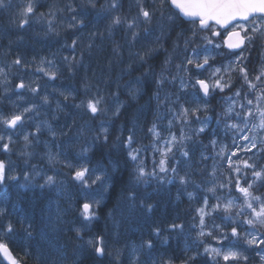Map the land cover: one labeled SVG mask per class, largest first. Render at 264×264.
<instances>
[{
	"label": "trees",
	"instance_id": "16d2710c",
	"mask_svg": "<svg viewBox=\"0 0 264 264\" xmlns=\"http://www.w3.org/2000/svg\"><path fill=\"white\" fill-rule=\"evenodd\" d=\"M70 1L71 0H51L48 9H43V12L48 14L51 10L55 14L57 12L60 13L62 11H57V9H63ZM120 2L122 7L115 13L116 15L127 16L129 18L136 15L137 8L135 0H120ZM73 4L77 5L79 9L80 5L84 4L88 16H90L94 10L88 7L85 1L78 2L77 0ZM148 4L150 3L147 1L146 5ZM131 6L133 8H131ZM132 10H134L133 14H131ZM63 11L66 13L69 12L66 7ZM171 11L177 13V17L174 23L168 24L167 26L164 24L162 48L158 49V52L154 55L152 54L151 57H146V63L142 61L139 63L136 61L130 67L126 65V56L128 44L133 42H129L128 30L123 26L114 27L111 30V35H109L108 40H106L107 44H105L104 40H97L94 38L96 30L101 29L99 20L94 21L93 24L91 22L92 20L90 21L89 19L88 22H91V25H89V29H86L84 38L91 36V40H93L92 44L94 45L93 51L97 50L96 52H98V55L94 57L93 54L95 52L93 51L85 52L84 54L81 52L82 46L80 47L81 43L77 38L72 39L71 37H67L68 39L66 42L70 45L73 40L77 41V48L75 50L71 48V51L77 55L75 61L72 62V67L69 68L68 63L61 60L64 56L69 57L70 54L63 55L61 51H59V55L57 56L59 73L52 83L53 88L45 93L43 91V85L41 84L39 87L41 91H38L36 94H28L29 96L27 97L26 104L35 105L36 108L43 107L48 110L49 113L51 112L50 116L54 119V129L57 133L56 138L50 145L51 147L55 149L61 146V148L63 150L65 149L67 152L73 148L72 155L75 156V151L79 149L78 147L88 146V150L86 151V162L89 161L90 166H94L100 171H105L109 176L110 185H112L105 211L103 212L105 218L108 222L119 219L120 221H117L118 223L129 228L127 233L122 236V242L127 240L129 232V236L133 242L140 243L141 239L144 238L153 241L154 247L150 253L146 250H140L143 257L142 261L147 262L150 260L152 264V259H154L153 261L155 264L160 261L161 264L162 262L165 263L167 260V264L169 259L173 258L177 262L185 264H212L211 258L204 254V247L209 244L218 243V241L215 240L217 238L219 239L218 246L226 250L229 247L235 248L239 250L242 255L248 257V261L246 262L242 260L238 262L229 261L227 264H257L254 256L255 250L245 246V234L248 232L245 228L244 218L248 215H246V209L242 202V195L236 189L235 185L237 180L242 178L243 184H245L244 186H246L245 181L249 184H256L260 188L259 193L264 196V183L261 180H257L253 183V170L251 168H244V171L241 172L244 167V160L248 161L250 164H255L257 170L264 168V133L262 130L258 133V138L262 141V144H260L261 148L260 150L258 149L259 151H246L245 154H241L239 147L240 139L231 137L230 140H228L226 137L228 131L223 129V123L219 118L220 115L226 116L224 104L222 105V96H220V98H214V96L209 99H202L199 90L194 88L192 91L194 100L189 103L182 102V96L185 90L182 91L180 89V74L183 75L184 72L178 70L176 65L181 64L188 54L184 51L183 41L191 37L190 29L192 25L183 20L176 10L171 9ZM98 12L99 10H97V13ZM3 31L7 34L12 33L9 36V38L11 37L9 40L14 47H12L10 58L15 60L19 57L26 64V66L22 68L24 70L23 72H12L11 75L16 80L18 78L14 76L18 74L22 79H25L26 82H32L34 87L39 86L38 82L33 81V75L35 73L32 72L35 71V63L41 58H45L38 57L44 54L42 50L44 47H47V44L39 50L38 56H34L30 54V46L33 45L31 39L35 37L33 30L22 31L18 28L16 30L18 33L16 34L14 31L8 32V29L3 25V21L0 18V34ZM27 32H29V35ZM61 33L64 36H71L70 32L62 31ZM18 34H25L26 37L14 40V36ZM162 35L161 32V37ZM138 38L134 42L135 44L139 42ZM59 41L61 43L63 39L60 38ZM22 42L26 44V47L19 50L21 52L20 55L15 46L17 45L20 49V44ZM199 43L200 42L197 41V44ZM174 44L178 45L175 50ZM117 45L119 46L118 48ZM193 47H196V45H189V51ZM216 53L215 51L213 57L214 63L217 62ZM115 54H119L120 58H116V62H113ZM29 56L38 59L32 62L28 60ZM169 56H171V63L165 65L164 62ZM248 62L249 61H246V68H248ZM190 67L192 66L190 65ZM256 68L257 69L251 73L252 76L254 73H259L260 67ZM162 70H164L165 74L170 78L175 77L176 79L171 84L166 83L160 91L162 98L167 94L170 100L164 101L161 99L162 104L158 105L153 94L157 91L155 80L159 78ZM72 72L74 73L71 74ZM126 72L131 73V75L138 74L143 77L139 79L140 83H137V80L133 81L134 77L127 79L131 80L130 83L135 85V89H140L137 95L140 97L136 102L131 101L125 93V88H129L127 86L129 83H126L124 87L119 86L125 83L120 79ZM252 76L249 75V79H251ZM104 78H106V83L102 84ZM96 79L101 80L98 81L99 84H97ZM189 79L194 80V78L188 76L186 81ZM39 80L41 81V79ZM240 85L243 89V94L240 96L241 98L254 95L253 91L248 89L240 72H234L231 87L236 88ZM188 88H191V85H189ZM262 90L264 92V88H262ZM61 93L64 95H61ZM49 95L52 98L51 101L44 103L43 97H48ZM65 95L69 97L67 100L64 99ZM116 95H120L118 96L120 100L125 102V107L122 108L119 117H112V115L108 117L104 114H97V118L93 119L83 107L77 108L75 106L80 104L82 100L87 102L88 99L93 97L103 96L106 102L104 106L108 109L112 97ZM177 96H179V100L176 103H171V101H176ZM3 98H6V95L2 92L0 86L1 105H4ZM200 99L201 104L207 102V110H209L207 115L211 117L212 120V124L209 125L210 129L207 132L198 131V120L196 119L197 112L190 113L187 122H184L182 119L178 122L175 118V110L180 112V106L182 104H186L189 109L199 108L198 103ZM53 100L54 102L58 101L60 105L59 108L57 107V103H52ZM214 100L216 101L213 102ZM44 104H46V106H43ZM169 109H171V111ZM6 110L8 114L13 110L8 102ZM235 113L226 116L228 121L234 120ZM235 119L240 120L236 117ZM102 121L105 122V127L109 129L108 143H104L103 139H94V137L99 134ZM169 121H171V125H169ZM66 123L70 124V129L69 127H64ZM153 123L156 124L161 139H165L169 136L168 140H170L173 134L176 136L177 142L171 146L172 151L167 152L166 156L163 155V153L166 152L168 145L165 144L163 147L160 139L159 145L161 146V151H155L153 148V138L148 134V130L152 127ZM133 124H135V135L134 143L131 147L140 149L137 162H133L128 158V149L126 147L113 146L116 143L117 136H119L121 140L126 138L129 134L128 129H132ZM122 127L124 129L123 133L120 131ZM255 130H257V128ZM181 140L182 143L180 142ZM212 141L216 142L215 145H213ZM69 145L71 148H68ZM184 151L188 152L187 157L181 154ZM162 159L166 160V167L168 169H176L175 174L171 171L167 173L160 171V161ZM140 160L143 161V167L146 171H154L156 173L155 177L147 178L148 182L146 184L137 182L135 178L136 163ZM237 168H240L239 172L236 171ZM52 170L51 168V171ZM113 174L114 179L112 180ZM180 177L186 178L189 182L187 184H181ZM169 180L171 183L168 182ZM124 181H126V183H124ZM70 185L71 183L68 182V186ZM252 192L255 193V189H252ZM36 193L37 194H35L33 198H27V196L21 197L19 200L20 208L28 214L31 212L32 215L29 214V216L35 226L39 225L42 229H47V225L42 221L50 215L47 213L50 199L41 194L44 197V201L46 200L45 203L39 193ZM130 193L135 194L136 199L134 201L129 199ZM188 193L192 194L191 198H189ZM23 194L27 195L29 193ZM205 199H207L208 202L206 211L210 214L205 216L206 227L204 230L205 232L211 231V237L199 236L201 229L199 226L200 216L197 210L204 206ZM228 200L234 202L229 217L227 215L228 211L226 212L223 209L224 204H226ZM142 204H151L153 206L151 212H146ZM217 204H219L220 207L212 211L213 206ZM242 209L244 210L243 213L241 212ZM15 215H17L16 212ZM5 218L14 219V224L16 222L15 216L9 217V215H7L3 219ZM171 224L183 225V229L171 230L169 227ZM213 225H218L220 227L215 228ZM101 226H103V224ZM155 227H159L161 231H163L158 238L152 235V229ZM233 227L237 229L238 236L236 237L230 235ZM60 228L61 230L57 232L47 229L46 232L48 235L52 236V239L46 242V245L41 244L38 247V250L43 252L45 257L50 258L52 264L55 263L56 254H68V252L71 253L75 248V253L79 251L78 246L80 244L75 238V233L70 230L72 226L65 227V225H61ZM260 228L258 227V230L264 233V227ZM48 230L52 233L49 234ZM106 234L113 235L114 233L106 232ZM224 235H227L228 239H223L224 242L222 241L221 244L220 240ZM213 237H215V239ZM10 238H12L11 235L4 237L10 245H12V242H16L19 250L15 249L14 251H16L19 256L26 255L27 252L23 245L18 241H10ZM229 240L230 243H228ZM201 241H203V243H201ZM31 249L33 251L35 248L32 247ZM198 252L200 255H197ZM75 256L78 257L77 254H75ZM192 256H196V259L190 260L189 257ZM217 259L219 260V264H226L221 258ZM78 260L77 264H99L97 257L89 253L86 248L82 249ZM27 264L31 263L27 262ZM62 264L74 263L67 258ZM104 264L117 263L109 260Z\"/></svg>",
	"mask_w": 264,
	"mask_h": 264
},
{
	"label": "snow or ice",
	"instance_id": "6c2138e0",
	"mask_svg": "<svg viewBox=\"0 0 264 264\" xmlns=\"http://www.w3.org/2000/svg\"><path fill=\"white\" fill-rule=\"evenodd\" d=\"M135 5L137 8V13L135 16L129 18L127 16L116 15L115 13L120 10L122 7L120 0H108L106 5H101L100 10L108 13V19L110 23L108 25L109 34H111V30L117 26H123L128 30L129 33V42H135L139 37V32L137 29L140 25H149L153 22V19L156 17L157 13L160 14L161 20L165 19V11L167 6L168 16L166 20L169 24L174 23L177 17V13L171 11V9L175 8L178 10V14L186 19L188 23L192 25L191 37L184 39V51L188 53L181 64L176 65L178 70H182L185 75H187L190 71L189 65L192 66V71H200L205 70V66L209 65L210 55L213 51L225 48L229 50V55H233L236 57L235 61L231 63L239 65V72L241 74L242 79L244 80L245 84L247 85L250 91L255 92L258 90V84L253 83V80L249 79L248 69L241 63V61L245 60L246 57L244 53L251 47L257 40H264V0H152V2L148 5L145 4L144 0H135ZM87 6L90 8L95 9L97 7L95 0H87ZM6 7L5 0H0V8ZM68 11L73 12L74 15L72 16V21L68 25L69 28H74L79 25L81 28L85 26L83 20L78 19L80 15L87 16L88 13L85 11V5H80V11L77 12L75 8L71 4L65 6ZM57 11H63V9H57ZM35 12L34 6L32 3H28L24 6L23 11L20 12V22L19 27L23 28L25 25L29 24V19L32 18L33 13ZM48 16H55L53 11H49L47 14ZM40 18H44V13H39ZM49 25V30L54 31L52 26V20L47 21ZM161 32L163 34L164 25L161 24ZM144 31L147 33L148 29L145 28ZM223 33V35H222ZM159 37H157V42L159 41ZM197 41L200 43L197 44ZM195 44L196 47L191 48L189 51V45ZM162 47V45H159ZM70 47L75 50L77 48V41L73 40ZM91 47V45H89ZM119 46L117 45V48ZM178 47V45L174 44V50ZM197 48H200L202 52L208 53L202 56L201 58V51H197ZM156 51V48L149 47L143 53H136L137 58L146 63V57H151L152 53ZM217 55L222 54L221 52H217ZM68 61L69 68L72 67V62L75 61V56L69 60L68 57L64 58ZM41 63H45V60L42 59ZM51 64V61H48ZM165 65L171 63V56L165 60ZM13 64L19 66L21 68L25 67L26 64L22 61L21 58H17L13 61ZM54 66V65H53ZM37 71H43L41 68H37ZM221 72L220 68H216L212 73L211 83L204 79L196 78L194 80H189L185 82L183 76L180 77V89L186 90L189 85L193 88H197L199 91L203 93V97H208L210 89L211 91H215L219 89L223 91L224 88H231L230 82L221 83L223 77L220 76L216 78L218 74ZM7 75L8 73L5 71L4 68H0V76L5 78V82H7ZM45 75H49L51 79L56 78L55 73H47ZM175 77H169L165 74V71L162 70L159 78L155 80V84L157 87V91L153 94L157 104L161 102V99L164 101H169V95L165 94L163 98L160 95V91L163 89V86L166 83H173L175 81ZM254 80L260 82V87L264 88V68L259 70V74L254 76ZM137 83H140L139 78L137 79ZM18 89H25L27 88L28 91L32 92L33 94L38 93L39 89L34 87L32 83L25 85L23 80L19 84L15 86ZM87 88V86H86ZM138 89H129V94L131 100H136L138 95ZM61 95H64L61 93ZM235 96H240V91H236ZM69 97L67 95L64 96V99L67 100ZM256 104H255V111L259 116V124L253 125L254 127H259L264 129V107H261V103L264 102V92L261 95H256L255 97ZM230 101L232 100L231 97L228 98ZM179 100V96H177L176 101H171V103H176ZM44 103L48 102L47 96L43 97ZM114 110L112 111V117H119L121 114V109L125 107V102L120 101L118 96L114 98ZM234 103V102H233ZM106 104L105 99L103 96H96L91 99H88L87 102L81 101L80 104L75 105L77 108L83 107L86 112H88L93 119L97 118V114H107V108L104 106ZM253 105L252 99H247V103L241 104L240 108L243 110L242 112L235 113V117L241 120V125L232 123L227 125V127L231 129H237L238 131H243L244 128H248L250 125V118L254 116L253 108L249 107ZM57 107L59 108L60 105L57 103ZM35 105L32 107H25L22 112L20 113H13L10 116L0 120V124L4 125L5 132L10 129H17V127H23L25 122V114L33 112ZM171 111V109H169ZM201 108H194L189 109L184 107L183 105L180 106V112L176 114L177 119H182L184 122H187V118L190 113H195L200 111ZM203 110H207V102L203 107ZM234 109L232 104L226 109L225 115L230 116L233 113ZM28 119H33V117H28ZM199 119V117H197ZM211 119L207 117L205 121L202 123H207V120ZM169 125H171V121H169ZM121 133H123L124 129L121 128ZM149 131L153 134V136L157 139L160 138V132L157 130V126L153 123L152 127ZM199 132L204 131V127H201ZM41 132V125H36V132L35 133H28L23 136L25 141V147L27 148L32 141L30 140V136L36 137L38 139V135ZM49 132L53 138L57 136V133L53 131L49 127ZM128 135L124 140H121L119 136L116 137V143L113 145L114 147H126L128 149L127 156L128 158L133 161L137 162L138 157L140 154V149L132 148V144L134 143V135H135V124H133L132 129H128ZM95 140L103 139L104 143H108L109 139V129L105 127V122H101L99 128V134L94 137ZM243 139L247 140L249 137L245 135ZM176 136L173 134L170 140L164 141L168 148L163 155H167V152L172 151V145L176 143ZM182 143V140L180 141ZM14 143L12 140L11 135H0V149H2L5 153L10 150V144ZM213 145H215V141H212ZM255 147V144H253ZM88 149H84L86 152ZM250 150V149H249ZM184 157L188 156V152L184 151L181 153ZM22 155L31 156V153H22ZM56 159V156L49 153V161L52 162ZM70 168L74 169V176L72 179L74 181L79 182L82 188L89 187V181L92 184L96 182H100L101 185L105 184V180L102 179L101 175H93L89 174V169L87 167L81 166L80 168H75L73 165H67ZM245 168H251L252 176L254 177L253 183L257 180H264V168L260 170L256 169L255 164H249L247 161H244ZM13 170L8 167L4 161L0 160V187L6 188L9 182L18 181V177L16 175L11 174ZM160 171L161 172H169L171 171L173 174L176 173V169H168L166 167V160L162 159L160 161ZM237 172L240 171L239 168L236 169ZM136 172V180L137 182L147 183L148 179L151 177H155L156 173L154 171L148 172L143 167V161L140 160L136 163L135 167ZM214 174V173H213ZM39 175V173H36ZM181 184H187L189 181L184 178L180 177ZM25 184L20 185L21 188L28 187V183L30 181V177L25 174L24 176ZM44 183L38 185L41 189H52L58 188V181L55 176H45L43 177ZM171 183V181H168ZM247 186H241L239 180L236 182V189L243 194L246 209L250 210L247 212V215L250 217L249 219L245 220L244 223L252 226L251 230L245 234L246 243L248 245H255L256 248L259 249L257 255H259L260 260L264 262V248H261V245H264V233H260L258 231V227H264V201H261V197L254 196L250 189L252 188L253 184L247 183ZM62 184V182H60ZM214 191V189H213ZM58 195H63L62 190L58 191ZM189 198L192 197L191 193H188ZM130 200H135L136 196L134 193L129 194ZM7 203L5 200H0V204ZM99 201H93L91 203L85 202L82 204V208L80 210V217H82V227H72L70 230L75 233V238L77 240L83 241L82 245H79L80 248H91L99 257H103L105 255V247L103 244V238L96 236L84 240L83 232L88 229L89 225L92 221L97 220L99 217L97 216V211L99 207ZM207 199L204 200V206L199 208L197 211L199 213V226L200 232L199 236H212V232L208 231L205 232V216L209 215L210 213L206 211L207 208ZM233 201L228 200L226 204H224L223 209L224 211H229L233 206ZM53 204L55 205V210L53 211ZM255 204V206H254ZM15 207V206H14ZM69 208H64L61 206L59 201H50L48 206V211L50 215L44 219L42 222L47 225L53 232L60 231L61 225L67 223L64 220V216L70 211ZM142 207L145 209L146 212H151L152 205L151 204H142ZM220 205H214L212 211H215L219 208ZM243 209L241 212L243 213ZM239 214V213H238ZM7 216V209L5 207H0V219H3ZM24 224V233L27 239L33 238V224L31 222H27L26 220L20 221ZM171 230L176 229H183V225H176L171 224ZM215 228H219L218 225H213ZM15 232L14 225L11 220H7L2 230H0V237L7 236L13 234ZM41 235H46L45 232H41ZM152 235L155 237H160L161 229L159 227H155L152 229ZM232 237L238 236L237 229L233 227L231 229ZM250 237V238H248ZM215 239V237H213ZM223 239H228L227 235H224L220 242L222 244ZM203 243V241H201ZM154 247L153 241L151 239L142 240L139 249L133 248V256L135 259L132 261V264H151V261H140V258L136 256V252L138 250L148 249L151 250ZM27 254V253H26ZM111 253H109L110 255ZM204 254L208 255L211 260L212 264H219V260L217 258H221L224 262H238V261H248V257L242 255L240 252L233 251L232 248H227L225 250L223 247H211L205 246L204 247ZM197 255H200L198 252ZM119 256V252H117V257ZM190 260H195L196 256L189 257ZM0 264H20V261L15 257L8 247L7 243L2 242L0 240ZM62 264V262H61ZM169 264L171 262L169 261Z\"/></svg>",
	"mask_w": 264,
	"mask_h": 264
},
{
	"label": "rangeland",
	"instance_id": "374dc122",
	"mask_svg": "<svg viewBox=\"0 0 264 264\" xmlns=\"http://www.w3.org/2000/svg\"><path fill=\"white\" fill-rule=\"evenodd\" d=\"M147 1H148V3L152 2V0H145V4ZM39 2H43V0H39ZM50 2L51 1L46 2V0H44V3H46V4H49ZM157 2H158V0H157ZM28 3H31V0H6L5 4H6L7 12L6 11H0V18L2 19L3 25L6 27V29H8V31L16 32V29H18V28H20L22 31H26V30L32 31L33 30L35 37L33 39H31V41H33L31 43H33V45L30 46V54H33L34 56L35 55L38 56L39 50L42 49L44 45L46 46V44H49V41L43 37L44 34H47L45 32V25H48V23H47L48 20H52V23L55 21V22L64 24V22H65V25H67V26L71 23H74V22L72 21V18L66 21L65 18L55 19L56 14L53 17V16H48L47 14L44 13L45 14L44 18L34 17V15H33L32 18L29 19V24L25 25L23 28H21L18 26L19 22H20V15L19 14H20V12L23 11L24 6ZM107 3H105V1L102 2L103 5H106ZM97 4L100 5V0L98 1ZM75 7L79 8L76 5H75ZM131 8H133V7L131 6ZM176 11L178 12V10H176ZM104 13L105 12L101 11V10H99V12L97 13V9L95 8L93 10V12L90 14L89 19H90V21L92 20L91 21L92 23L96 20H99V23L101 25V29L96 30V34L94 35V38L97 40L102 39L105 41L104 43L107 44L106 40H108L109 35H111V34H109V31H108V25H109L110 21L108 19V13L107 12L105 14ZM133 13H134V10H132L131 14H133ZM167 16H168V11H167V6H166L165 19L164 20H161L160 14L157 13L156 17L153 19V22L151 24L140 25V27L137 29V31L139 32V38L138 39L151 40L153 38V40L155 42H153L151 44V46H149L144 40H140L137 44H135V43L130 44L129 43L128 49H127V56H126L127 57V59H126V65L127 66L130 67L136 61H138L140 63V60L137 58L136 53H138V52L143 53L149 47L156 48V51L152 53L153 55L158 52L157 51L158 50L157 45H158L159 41L157 42V37H159L160 39L164 38V30H163L162 37H160V32H161L160 25L165 24V26H167L169 24L166 20ZM102 17L104 19H101ZM180 17L186 21V19H184L182 16H180ZM78 19L83 20L82 18H79V17H78ZM91 22H89V25H91ZM40 28H42L43 35L39 30ZM74 28H77V27H74ZM74 28H69V29H74ZM145 28L148 29L147 33L144 31ZM55 29H56V33H58L57 27ZM83 30H86V28L83 27ZM47 31H50V30L48 29ZM16 33H18V32H16ZM27 33L29 35V32H27ZM8 34L4 31L2 32V34H0V56H2V55L11 56V54H12V47H14V46H13V44L10 43V40H9V39H11V37L9 38V36L12 33H8ZM222 35H223V33H222ZM86 36H88V35H86ZM25 37H26L25 34H18L16 36H14V40L23 39ZM128 39H129V36H128ZM79 40H80V38H79ZM80 42L82 44V45L80 44V47L82 46L81 52H83L85 54V52L93 51L94 45L92 44L93 40H91V36H88V38H84V39L81 38ZM20 45H21L20 49L18 48L17 45L15 46V48L17 47L18 53L21 55V52L19 50L24 49L26 47V44L24 42H22ZM89 45H91V47H89ZM221 50H222V52H224V54L221 52ZM42 51L44 52V54L42 56H39L38 58L45 57V58L49 59L48 61L52 62L51 64H48L44 68H47L48 71H50V72L56 71V68H58V65H59L58 64V58H57L59 53L57 51L50 50L47 47H44ZM96 51L97 50L93 51V52H95L93 54L94 57H96L98 55V52H96ZM197 51H201V49L199 50V48H197ZM218 52L222 53L220 55H216L218 58H220V59H217L218 64L217 63L215 64L213 62V60H211V57H210L209 65H207L205 67V70L192 71L191 70L192 67H190V65H189V69H190L189 73L187 75H185V73H183V75L180 74V77L183 76L185 79V82H188L189 80H191V79H189L186 81V78L188 76H190L191 78H194V79H196V78L206 79L209 83H211L212 81L210 78H212L213 71L216 68H220L221 72L218 74V76L216 78H219L220 76H222L223 79H225V82L231 83L233 80V77H234V72H239V65L231 63L232 61L236 60V57L233 55H229L228 54L229 51L225 48L219 49ZM205 54H208V53H204L201 51V58ZM209 55L212 56L213 52ZM244 55H245L246 59L241 61V63L246 67V61H249L247 69H248L249 75L252 76L251 73L257 69L256 67L264 68V40H260V41L257 40L251 47L248 48V50L244 53ZM73 56L76 57L77 55L76 54L69 55V57H68L69 60H71V58ZM161 56H162V54H161ZM38 58L34 59V58L29 56L28 60L34 62ZM64 58H65V56L61 60L68 63V61H66ZM116 58H120V55L115 54V57H113V62H116ZM223 59L226 60V62H224ZM7 64L2 59H0V68H4L6 72H7V68H8ZM216 65L219 67H216ZM224 65H226V66H224ZM230 68L233 69V71H231ZM73 73L74 72H72L71 74H73ZM128 74H129V76H128ZM257 74H259V73H254V75L251 78V80H253V83L258 84V90L253 92L254 95H252V96L248 95V96H244L243 98H241L240 96L243 94V89L241 88V85L239 87H236L233 89L226 87V88H224L223 91H220L219 89L215 90L214 92L211 91L212 95L210 97L215 96L214 98H217V97L220 98V96H222V99H223L222 105L224 104L225 110L229 107L230 104H232V107L234 109L233 113H235V110H236V113L242 112L243 110L240 108V105L241 104L246 105L247 99L253 100V105L249 106V107L253 108L254 116L252 118H250L249 127L244 128L243 131H238L237 129H231V128L227 127V125L232 124V123L239 124V125H241V127H243L241 121L236 120L235 116H234V120H229V121H228L226 116H224V115L219 116L220 120L223 123L222 124L223 129L228 131V135L226 136L227 139L230 140L231 137L240 139L239 140V147H240V153L241 154H245L246 151H255L258 149L260 150V148H261L260 144H262V141L259 140V138H258V133L260 132V130H262L264 133V129L253 126V125H258L260 122L259 116L255 111V104L257 102H256L254 97L256 95H261V93L263 92L262 88L259 86L260 83L254 80V76ZM130 75H131V73H128V72H126V74H124L123 76L121 75L122 77L120 80H122V82H125V83H122L119 86L124 87L126 83H129L127 85L129 88H125V93L128 95L129 99L131 100L130 94H129V89L130 88L135 89V85L131 84L130 83L131 80H127V79L134 77L133 78V81H134V80H137L138 78L140 79L143 77L138 75V74L131 75V76ZM8 76H9V73L7 75V81L9 79ZM2 78L5 81V78L4 77H2ZM126 80H127V82H126ZM98 81H101V80L96 79L97 84H99ZM105 83H106V78H104L102 84H105ZM221 83H222V81H221ZM193 89L194 88L191 87V88H187L185 90L184 95L182 96V102L183 103H189V102H192L194 100V97L192 94ZM21 90L22 89H20V91ZM238 90L240 91L239 97L235 96V93ZM9 91L11 93L15 92L14 88L12 87V84H10V83H9ZM139 91H140V89H139ZM229 91H230V93L226 97L224 95H222V93L229 92ZM199 93H200V95H203L201 93V91H199ZM14 94H15V98L13 99V104L15 106L14 108L17 110L16 113L22 112L25 107H32V106H25L23 103L21 104L19 102L18 99L21 98V96H22L21 92H17V93L15 92ZM117 96H120V95L113 96L111 99V103H109V107L107 109L108 114H106V116H108V117H111V115H112V111L114 110V107H115L113 101H114V98ZM139 97L140 96H137L136 100H134V101L131 100V101L136 102V101H138ZM229 97L232 98L231 101L228 99ZM201 98L204 99L203 96H201ZM119 100H120V98H119ZM215 101L216 100H214L213 102H215ZM3 102H4V105H3L4 110H6L8 98H3ZM217 103H218V101H217ZM159 104H162V100ZM198 104H199V108H201V110L197 111V117H199V119H197V117H196V119L198 120L199 127H204V131L207 132L210 129L209 125L212 124L211 123L212 120L211 119L207 120V123H202V122L205 121V119L208 117L207 114H208L209 110H206V111L203 110L205 103L201 104V99L199 100ZM182 105L187 108L186 104H182ZM43 106H46V104H44ZM261 107H264V102L261 103ZM207 109H208V107H207ZM209 109H210V107H209ZM121 111H122V109H121ZM175 112H176V114L179 113V111H177V110H175ZM2 113H4L3 110H2ZM50 115H51V112L49 113V111L44 109V108H42V109L34 108L33 112L25 114V122H24L25 124L23 127H19L20 130H19V132L16 133V134L22 136V138H21L22 141L10 144V150L7 153H5L2 149H0V154L4 153V157L5 156L9 157V162H10L9 167L13 170L11 172V174L16 175L19 178L18 181L9 182L7 185V189L0 187V195H1L0 200L6 199V201H7V203L0 204V207H5L8 210L7 215L9 214V217H11V216L16 217V219H15L16 222H15V224H13L15 231L20 230L19 228L22 225V223L20 222L21 220L19 219L18 215H15V210H17V208L21 209L20 204H19V200L21 197L27 196V198H33L34 195L37 194L36 192H38L39 195L42 197L43 202L46 203V200L44 201V199H43L44 197L41 194H43L47 198H49L50 199L49 202L53 201L52 192L46 188L41 189L38 186L40 184H38L36 180L44 181L43 180L44 176H55L57 178V181H58V187H60V185H61L60 182H62V184H64L65 186H68L67 171H68V169H70V167H68L67 165H73L75 168H80L81 167L80 165L85 163L86 152L84 151V149L88 148V146H86V145L78 147L79 149L75 151V156H74L75 160L71 156L68 157V156L63 155L60 152V149H59L60 146L58 148L52 149L53 147L50 146V143L52 142V139H54V138L51 136V134L49 132V127L53 130L54 124H53V119ZM2 116L3 115L0 114V117H2ZM28 117H33V119H28ZM177 120H178V122H180L181 119H177ZM105 121H107V120H105ZM27 123H31L32 125H35V126L41 125V131L45 132L47 136H45L42 132L37 134L38 139L36 137L30 136V140L32 141V143L26 148L23 136L25 134H28V133H35L36 132V130L33 131L32 129L30 130L29 128H27L26 127ZM64 127L65 128L69 127V129H70V124L66 123L64 125ZM256 128H257V130H255ZM148 134L153 138L154 150L155 151H161V146L159 145V139L161 140L162 146L164 147V145H165L164 141L168 140L169 136L165 139H161V138L157 139L153 136V134L149 130H148ZM0 135H1V133H0ZM245 135H247L249 137V139H247V140L243 139V137ZM263 141H264V138H263ZM253 144H255V147H253ZM22 153H31V156L22 155ZM49 153L56 156V159L52 162L49 161ZM99 157H101V156H99ZM17 161L22 162V168H21V166L18 167ZM244 161H246V160H244ZM244 161H243V166H244ZM48 165H53L52 171H50V169L48 168ZM244 168L245 167H243L241 172L244 171ZM88 169L90 170L89 174L93 175V177L95 175H101L102 179L105 180V184L101 185V183L99 181L96 182L95 184H92L91 181H89L90 186L87 188H82L80 186L79 182L74 181L72 179V177L74 176V169L73 168H72L73 172L71 173L70 180L73 183V185L75 186L79 197L82 196L83 200H85L87 202L89 201V203H91L93 201H99L100 202L99 205H100L104 201L105 194L107 193V191L110 187L109 176L107 175V173L105 171H100L98 168H96L94 166H93V168H88ZM36 173H39V175H36ZM25 174H27L30 177V181L28 183V187L21 188L20 185H23L26 183L24 180ZM113 179H114V174L112 175V180ZM261 181L264 183V180H261ZM124 183H126V181H124ZM239 183L241 186L245 185V184H243L242 178H239ZM80 188H82V194H81ZM252 189H255V193L252 192ZM259 190H260L259 186L256 184H253L252 188L250 189V192L254 196L261 197V201H264V196L259 193ZM23 193H29V194L26 195ZM12 195H13V197H12ZM241 195H242V202H243L244 207L246 209L243 194L241 193ZM49 202H48V204H49ZM254 206H255V204H254ZM76 208H77V206H76ZM248 211H250V210L246 209V215H247ZM231 212H232V208L228 211V214H227L228 217L231 215ZM47 213H49V212L47 211ZM29 214H31V212ZM71 214H72V212H68L65 215V217L69 218V216ZM102 217L104 218L103 228L107 233H115L117 236L118 235L123 236L129 230V228L127 226L126 227L122 226L121 231H118L116 228V222L120 221L119 219H116L115 221L108 222V220L105 218L104 213H102ZM249 218H250L249 216H245L244 221L249 219ZM7 220H11L12 223L14 221V219H12V218H10V219L5 218L3 220L0 219V230H2L3 225ZM66 224H64L65 227H66ZM92 227L97 228V229H102V227H98V226H92ZM205 227H206V225H205ZM251 227L252 226L245 224V228H246L247 232H249L251 230ZM88 228H90V226ZM38 229L39 230H37V234H41L42 230H40V228H38ZM258 231L260 233H262V231H260V230H258ZM14 233L11 235L12 237L17 236V233L16 234H14ZM128 235H130V232ZM40 237L43 240L42 235H40ZM89 238H92V237L85 236V240H87ZM248 238H250V237H248ZM43 242H44V240H43ZM82 242L83 241L78 240V243L81 245H82ZM247 246H250V245H247ZM211 247H213V246H211ZM260 247L264 248V245H261ZM82 249H84V248L79 247L78 253H75V251H76V248H75L71 253L69 252L68 255H66V258H69V260L71 262L75 263L79 259L80 252H82ZM75 254H77L78 257H76ZM47 255H50V254H47ZM34 256L37 260L44 259L41 261L42 263L44 262V264H52L50 258L45 257L44 254L42 255V252L40 250H37ZM57 256H58V254L55 255V259L57 258ZM62 259H64V256L62 257Z\"/></svg>",
	"mask_w": 264,
	"mask_h": 264
},
{
	"label": "bare ground",
	"instance_id": "6f19581e",
	"mask_svg": "<svg viewBox=\"0 0 264 264\" xmlns=\"http://www.w3.org/2000/svg\"><path fill=\"white\" fill-rule=\"evenodd\" d=\"M76 8V7H75ZM80 18V17H79ZM3 27V26H2ZM17 30V29H16ZM9 32V31H8ZM11 32V31H10ZM2 34V33H1ZM4 34V33H3ZM15 34H16V32H15ZM9 35V34H8ZM48 45V44H47ZM221 52H222V50H221ZM223 54H224V52H222ZM217 63V62H216ZM218 64V63H217ZM79 131V130H78ZM84 136V135H83ZM78 138V137H77ZM74 140V139H73ZM44 144V143H43ZM72 145V144H71ZM68 148H71L70 147V145H69V147ZM59 149H60V152L63 154V155H65V156H68V157H72L73 159H74V155H72L73 154V148H71L68 152L66 151V150H63L62 148H61V146L59 147ZM62 155V156H63ZM45 159V158H44ZM66 159V158H65ZM75 160V159H74ZM85 162H86V159H85ZM37 163V162H36ZM9 195V194H8ZM0 197H1V195H0ZM13 197V196H12ZM30 209V208H29ZM38 209V208H37ZM17 210H18V208H17ZM40 210V209H39ZM8 211V210H7ZM34 211V210H33ZM15 212H16V210H15ZM9 215V214H8ZM12 217V216H11ZM35 219V218H34Z\"/></svg>",
	"mask_w": 264,
	"mask_h": 264
}]
</instances>
